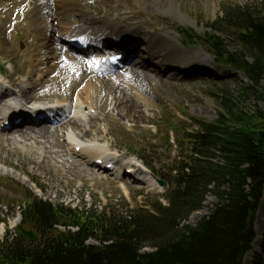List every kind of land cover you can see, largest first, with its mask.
Here are the masks:
<instances>
[{
    "label": "trees",
    "instance_id": "16d2710c",
    "mask_svg": "<svg viewBox=\"0 0 264 264\" xmlns=\"http://www.w3.org/2000/svg\"><path fill=\"white\" fill-rule=\"evenodd\" d=\"M206 28L200 36L185 29L183 38L201 40L217 62L241 71L249 86L240 95L250 90L256 95V88L262 91L256 98L264 99V16L225 6ZM193 122L198 129L191 132L175 127L188 154L166 178V205L156 199L152 209H138L130 219L106 218L53 206L28 191L23 221L40 238L2 242L0 264H241L264 194V114L257 107L248 114L237 104L213 122ZM209 193L217 200L209 214L194 225L181 224ZM57 224L78 228L62 232ZM260 249L252 264H264V231Z\"/></svg>",
    "mask_w": 264,
    "mask_h": 264
},
{
    "label": "rangeland",
    "instance_id": "374dc122",
    "mask_svg": "<svg viewBox=\"0 0 264 264\" xmlns=\"http://www.w3.org/2000/svg\"><path fill=\"white\" fill-rule=\"evenodd\" d=\"M77 1L85 6L89 5V11L92 9V13H89L92 15H95L96 12L102 17L103 15L106 16L107 13L108 16H113L114 14L122 16L120 14H123L127 16V18L124 17L127 25H132L133 22L139 23L140 25L145 23V27H147L146 32H151L153 29L157 28L159 31L171 35V37H177V40L180 42L181 38L179 39V37L183 28H191L196 34L203 33L206 24L219 17L225 6L248 7L255 13L264 16V0H155L160 2V4H157L155 7H147L138 0H89V4L86 0H83L86 3L80 0ZM95 1H97V3ZM22 2L23 0H0V64L10 61L14 64V68L20 71V74L29 71L31 66H36L35 68L38 69L41 68V66L34 64L31 60V58L33 59V57H31L33 56L31 54L33 53V47L28 46L27 49L21 53L25 49L26 43L30 41L28 37L25 36V33H17L15 28L13 30L10 29V21L13 19L18 20V17L15 18L13 13L16 12V10L18 13ZM117 6L122 8L119 13L116 12ZM33 11L34 10H31L32 14H34ZM129 11L132 12V14ZM117 20L121 21L119 17L116 18V22ZM29 24H32V20ZM117 24H121V22ZM20 27L21 31L27 30V34L29 35V27L25 28L21 23ZM51 33L49 35L54 36V33ZM60 33L61 27L59 26L55 32L56 37H59L58 34ZM45 37L47 38L48 36L45 35ZM145 39L141 37L139 41L142 42ZM32 43H34V41L31 42V44ZM63 44L64 43L60 41L59 50L61 52L77 56L80 58L81 62L84 61L83 63H85L81 55L66 52ZM136 47L137 46H134L132 54H136ZM201 47L206 49V45L200 40H197L195 44L183 45L182 49L184 52L186 51L187 54H190L189 52L194 51V55L188 58H184V55H180L181 57L179 56L178 58L177 56V58L170 60V63L172 62V69L168 68L170 64H166L164 67L162 66L163 69L166 70L163 71V69H161V82H157L156 85H152L148 80L149 78L139 81V79L131 77L127 69L120 72H116L117 70L114 71L113 76L117 77V81L119 82V86L116 87V90L117 88L124 89L126 95L130 94L132 96L138 92H140L139 94L141 95V92H143L152 100L153 106L150 101L149 103L146 101V107L142 103H138L141 104V109H144L145 116L135 118L130 114L120 113V111L114 110V115L117 118L116 122H112V119H108L109 121L82 120L81 124L85 128L90 129L89 132H91V134L82 133L79 137L83 135V139H92V137L99 140L102 139L110 150L117 151V159L122 162L123 165H129L131 160L136 157L138 158L137 162L141 163L139 158H142L144 161L150 163L149 165L158 175H167L172 159L178 155L175 146L170 147L166 145L160 138L161 132L165 129L164 118L167 116L168 112L174 115L178 122L185 121L189 131L198 129L196 125H192L191 119L211 122L219 117V113H227V109L230 106L236 107L237 104L241 105L248 114L252 113L256 107L264 114V99L256 98V95H259L260 89L254 88L256 95L253 94L251 90L248 94L240 95L242 89L248 87L249 83L242 73L235 72L234 69L230 70L228 67H223L222 71L224 72V76L221 77L215 76L214 72L211 71H207V73H199L198 71L190 72L189 74L179 73L178 68L182 70H198L204 65L207 67V70L212 67V69H217L219 71V67L213 68L212 56L205 54L206 51L203 53ZM206 50L209 52L208 49ZM16 53H21L22 55L20 54L19 56ZM133 58L135 62L139 59L136 55H130V59ZM47 63L49 65L51 64V62ZM9 64L6 65L8 70H10L12 66ZM59 65L62 66L61 64ZM182 65L184 66L181 67ZM90 70L89 66H84V64H82L74 68L73 65H69L68 68H64L61 74L59 73L57 76L54 70L48 71L45 73L44 82L42 81L43 84L34 86L37 82L35 83V81H33L32 85L34 87L31 89V85L28 89L30 96L25 95L24 97L38 101H52L55 100V98L70 100L74 98V94H76L75 97H77V93H80L79 97L83 98L85 94H83L82 91L85 88L84 85L86 81L94 75L100 77L102 73H99V75L94 73V75H92L93 73ZM228 70L229 75L225 76V71ZM3 75L5 76V74ZM55 76L56 78H54ZM6 77H8L7 74ZM10 79L15 81V78ZM74 79H77L76 83L73 81ZM126 85L134 86L136 90L128 91L130 87ZM261 86H264V80L261 81ZM31 91H35V93ZM262 95L264 97V93ZM110 98L112 99L113 95H111ZM110 112L111 110L109 113ZM122 121H127L133 124L134 127L128 129L124 128L122 126ZM147 124L155 125L158 134L156 135V131H149L146 128ZM61 131L63 130L61 129ZM5 136H9V134L7 132L2 133V137L4 138ZM85 136H88V138ZM58 140V144H64V142H62V135L58 137ZM0 141L3 145V139ZM62 150L63 152L59 155L58 162H55L53 167L47 166L46 163L37 165L29 162L26 158H21L19 160L16 154H10L6 150L0 151V178L4 179V183L2 185L0 184V217H5L7 220L6 226L0 224V230L3 226L4 229L8 227L13 232L15 226L18 224V222L15 224L13 221L16 219L20 222L19 213H15V207H17L22 199L14 182L26 186L29 189H33L31 186H34L33 192H36L39 196L53 204H63L68 207H75L82 210H98V207L101 206L103 212L114 216H124L125 213H136L138 208H150L154 196L161 195V193L163 194L165 191L164 188L162 190L161 188L152 190L148 186L143 185V183L141 184V182H133L130 177L121 181L103 175L101 172H99L101 174H97L96 171L87 167L88 165H81L74 161L66 153L65 146L61 151ZM141 166L144 167L143 165ZM24 175H27L30 180L37 181L41 189L37 188ZM24 178L26 179L25 182ZM27 180L30 182L31 186ZM35 188L38 189V191H35ZM160 190L161 192H159ZM216 201V198L212 194H207L202 203V208L192 212L188 220L181 224L188 223L194 225L199 219L209 214ZM259 202V205H263L264 197ZM16 217H18L19 220ZM263 229L264 216L262 218L261 210H259V213H255L253 221L255 237L250 244V249L245 253V255H247L246 262L249 264L252 263L253 254L260 250L259 245L261 242L257 249L252 247V243L257 242V237H259L261 241Z\"/></svg>",
    "mask_w": 264,
    "mask_h": 264
},
{
    "label": "bare ground",
    "instance_id": "6f19581e",
    "mask_svg": "<svg viewBox=\"0 0 264 264\" xmlns=\"http://www.w3.org/2000/svg\"><path fill=\"white\" fill-rule=\"evenodd\" d=\"M33 1V5H32ZM23 0V5L26 3L31 10H34V14L30 13L28 16H32V24H29L28 31H30L29 35L36 42L35 46L32 48L31 53L33 56L34 64L41 66V68H35L37 71V75L41 80L40 84H43L45 79V73L48 71L54 70L56 72V76L64 70V68H68L69 65H73L74 67H79L82 64L86 66L85 63L81 62L80 58L74 55H68L67 53H63L59 50L60 41L63 42V45L68 46V42H66L69 38H73L74 41H79L82 43H90L92 46L89 50H87V55L90 58L97 57L94 56L98 53L97 49L94 48L96 45L100 43H107L109 40H116L118 38L126 37L127 40L120 41V48H123L125 45H130L129 49L124 51V57L119 63V67L123 66L122 70L128 71L129 75L135 79L144 80L148 79L150 82L156 84L157 82H161L160 74L161 69H163L164 65L172 64L170 60L174 58H179V56H183L184 58H188L194 55V51L189 52L187 54L184 52L179 40L177 37H171L166 33L159 31L157 28L153 29L152 33L144 34L143 26L139 23H132V25H127L125 23V18L127 16L120 14H114L113 16H108L104 18L96 17L95 15L90 14L89 5H83L78 1L74 0ZM108 1V0H107ZM106 1V3H107ZM141 4H144L147 7H155L160 2L155 0H138ZM89 4V0H87ZM97 3V1H95ZM109 4V3H108ZM26 6V5H24ZM23 6V7H24ZM27 7V6H26ZM109 9V8H107ZM122 8L117 6V13L121 11ZM106 14V13H105ZM108 14V13H107ZM106 14V15H107ZM105 16V15H104ZM121 19V24H117L116 18ZM125 17V18H124ZM124 20V21H123ZM132 22V21H131ZM61 27V33L58 34L59 37L55 35L58 27ZM132 27V28H130ZM51 32L53 35H49ZM143 33V34H142ZM52 34V33H51ZM57 34V33H56ZM45 35L48 37L46 38ZM143 37L145 40L140 42L139 40ZM178 41V42H177ZM138 43L144 44L141 48L143 50L139 51ZM146 45V46H145ZM84 47L87 45H83ZM134 46L136 47V54H132L134 50ZM66 52L76 53V47L68 46ZM205 52V49L203 48ZM139 54V63H133L130 59V55ZM207 53V52H206ZM180 56V57H181ZM182 57V58H183ZM49 59V60H48ZM62 61H61V60ZM206 59V58H204ZM30 60V62H31ZM55 61V62H54ZM47 62H51L49 65ZM54 62V63H53ZM132 62V63H130ZM67 63V65H66ZM32 64V63H31ZM61 64L62 66H60ZM94 64L90 61V68ZM163 66V67H162ZM15 67V66H14ZM171 67V66H170ZM33 68V66H32ZM169 68V67H168ZM102 73L101 76L94 75L93 69L91 72L93 73L90 79H88L85 83V88L82 91L84 95L83 98H80L77 93V97H75L74 104H76L81 108L80 111L74 108L73 104V116L70 117V113L62 114V117L58 122L54 124V126H49L45 123L42 124H32L28 126H24L23 124L16 128H11L10 130L0 129V140L3 139V145L0 141V151L6 150L10 154H16L17 158L20 160L21 158H26L29 162L40 165L46 163L47 166L53 167L55 162H58L59 155L63 152L61 151L64 148V144L60 145L58 137L65 136V132H72V134L78 139L84 141L85 152L90 155V159L93 157H98L99 155L110 156V158H115L116 153L108 152V148L106 143L101 139H83L79 137L80 134L90 133V129L85 128L81 121L84 118L89 117L90 119L103 115L104 117H109V111L118 110L120 113L130 114L132 117H140L145 116L144 109H141L142 103L146 107V99L143 98L142 94L140 95L138 92L134 94V96L124 93V89L116 90V87L119 86V82L117 81V77L113 76V72L117 70V67L112 66L109 62H106L101 65ZM166 69H163V71ZM0 72V78L3 76L4 78L8 77L4 76ZM98 74V73H96ZM43 76V77H42ZM56 76L54 78H56ZM147 76V78H146ZM28 79L30 80L34 77V71L30 70L28 75ZM50 78V77H49ZM27 79V80H28ZM77 79L73 81L76 83ZM81 80V78H80ZM79 80V81H80ZM43 81V82H42ZM10 82L13 84L20 85L23 80L17 82L10 79ZM129 84V83H128ZM127 86V85H126ZM129 86V85H128ZM127 86V87H128ZM130 89L128 91L134 90V86H129ZM124 88V87H123ZM23 96L29 95L30 92L27 89L22 88ZM136 90V89H135ZM140 90V89H139ZM29 92V93H28ZM35 93V91H31ZM113 95L111 99L110 96ZM30 96V95H29ZM139 96V98H138ZM141 96V98H140ZM109 97V98H108ZM135 98V99H134ZM32 99V98H29ZM81 101V102H79ZM21 103V100L19 101ZM20 103H10V113L8 112L7 119L12 120L19 111L22 110ZM57 104H61V101H56ZM66 104V103H64ZM13 105V106H11ZM21 108V109H19ZM95 110L100 109V113H97L95 116L82 113L84 109ZM15 114V115H14ZM32 114L36 115L37 112H33ZM21 115V114H19ZM137 115V116H136ZM84 121V120H83ZM80 122V123H79ZM5 123V121H0V126ZM82 126V127H81ZM81 127V128H80ZM61 129L63 131H61ZM12 130V131H11ZM7 132L9 136L2 137V133ZM2 137V138H1ZM88 138V136H85ZM66 138L64 139V141ZM63 142V141H62ZM66 148V147H65ZM66 153L69 152V146L66 148ZM73 155V153H72ZM92 166L90 163H86ZM137 164L133 163L130 167H136ZM61 169V167H60ZM105 173L103 171H98V173ZM135 175L140 177L142 180L141 183L148 186L152 190L160 189V186L157 184L154 178H152L149 174L148 169L142 166H137V170ZM22 180V179H21ZM26 179L24 178V182ZM27 182H29L27 180ZM139 182V181H138ZM30 184V182H29ZM31 186V184H30ZM34 189V186H31ZM37 187V186H36ZM38 188V187H37ZM35 191L38 189L35 188ZM41 193V192H40ZM263 203V202H262ZM261 210V216H264V203L263 205H259L257 213ZM17 223L18 221L15 219L13 221ZM260 238L257 237L256 241L252 243V247L254 249L258 248ZM260 246V245H259ZM258 251V250H257ZM247 255H244L242 264H249L246 262Z\"/></svg>",
    "mask_w": 264,
    "mask_h": 264
},
{
    "label": "water",
    "instance_id": "95a60500",
    "mask_svg": "<svg viewBox=\"0 0 264 264\" xmlns=\"http://www.w3.org/2000/svg\"><path fill=\"white\" fill-rule=\"evenodd\" d=\"M158 181H159V183L161 185H163V181L162 180H158ZM18 229H19L20 233L26 235L29 239H32V240L35 239V235L31 231L25 232L23 230H20V226L18 227Z\"/></svg>",
    "mask_w": 264,
    "mask_h": 264
}]
</instances>
